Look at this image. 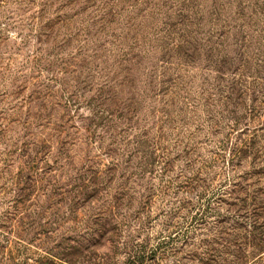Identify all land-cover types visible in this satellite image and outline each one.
I'll return each mask as SVG.
<instances>
[{
	"label": "rangeland",
	"instance_id": "374dc122",
	"mask_svg": "<svg viewBox=\"0 0 264 264\" xmlns=\"http://www.w3.org/2000/svg\"><path fill=\"white\" fill-rule=\"evenodd\" d=\"M43 1L0 0V219L10 217L0 264H36L44 251L81 241L96 220L85 202L92 189L134 200L121 214L140 217L153 243L182 232L222 249L228 233L240 236L224 221L240 223L243 196L221 202L232 172L204 142L210 120L227 107L241 112L203 94L205 65L182 61L158 96L144 73L160 53L130 63L142 49L127 12L102 29L81 5ZM120 226L127 234L130 220Z\"/></svg>",
	"mask_w": 264,
	"mask_h": 264
},
{
	"label": "trees",
	"instance_id": "16d2710c",
	"mask_svg": "<svg viewBox=\"0 0 264 264\" xmlns=\"http://www.w3.org/2000/svg\"><path fill=\"white\" fill-rule=\"evenodd\" d=\"M55 1L43 3L48 7ZM57 1L90 10L89 19L97 21V28L102 29L127 12L134 39L142 49L130 63L140 56V66L150 54L160 53L158 66L144 73L158 96L161 86L167 88L171 72L182 61L199 59L205 65H198L206 70L203 94L206 92L212 105L223 102L224 107H238L241 112L238 116L237 111L227 107L220 114L219 123L210 120L205 127L204 144L212 145L216 151L210 155L226 162L232 172L219 199L225 203V199L240 193L243 206L240 223L231 218L224 221L230 226L228 231L239 230L240 236L228 233V244L222 249L214 247L218 242L196 243L189 233L182 232L153 243L149 236L141 234L144 223L140 217L121 214L124 207L134 209V200L100 198V191L92 189L94 193L85 202L95 213L93 227H87L80 235L81 241L75 239L73 245L59 244L39 254L36 264H264V0H168L167 5L159 0ZM146 39L153 43L152 50ZM122 52L124 56L128 53ZM158 162L164 164L166 171L169 160L161 158ZM120 167L119 161L113 162L115 171H120ZM8 220L10 217L0 219V228ZM127 220L130 229L126 234L120 225ZM14 233L7 232L14 239H22ZM238 239L243 243L233 242Z\"/></svg>",
	"mask_w": 264,
	"mask_h": 264
}]
</instances>
